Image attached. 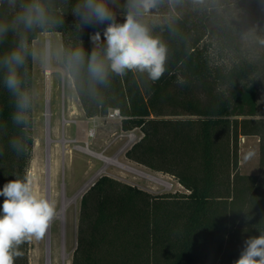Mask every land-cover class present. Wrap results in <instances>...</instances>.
Masks as SVG:
<instances>
[{
  "label": "trees",
  "instance_id": "16d2710c",
  "mask_svg": "<svg viewBox=\"0 0 264 264\" xmlns=\"http://www.w3.org/2000/svg\"><path fill=\"white\" fill-rule=\"evenodd\" d=\"M57 14L64 18L56 32L65 46L82 45L90 52L91 36L106 27L78 30L71 2ZM207 14L187 13L148 26L167 49L158 81L128 72L113 74L99 98L76 90L87 117L119 109L123 130L143 132L126 155L172 174L186 190L153 195L102 175L82 196L72 264H227L225 257L232 258L233 246L245 234L264 230V177L260 182L258 175L230 178L237 168L231 134L239 117L258 114L260 67L244 60L226 69L215 64L206 38L213 33ZM220 40L225 46L234 36L226 31ZM29 74L33 87L31 62ZM196 84L210 89L202 96L190 94ZM13 111L12 98L0 84V189L28 175L35 144L33 111L27 125L14 124ZM182 115L189 117L169 118ZM13 139L22 142L21 150L13 148ZM3 200L0 196V206ZM27 246H20L23 255L15 263L26 261Z\"/></svg>",
  "mask_w": 264,
  "mask_h": 264
},
{
  "label": "rangeland",
  "instance_id": "374dc122",
  "mask_svg": "<svg viewBox=\"0 0 264 264\" xmlns=\"http://www.w3.org/2000/svg\"><path fill=\"white\" fill-rule=\"evenodd\" d=\"M60 2L57 0L58 5ZM108 6L116 19L123 22L128 10L127 0H108ZM202 12L209 13L207 15L212 18L208 20V28L213 33L206 38L211 42L209 53L215 64L226 69L244 60L255 62L260 67L258 114L239 117L230 142L237 161L231 180L239 174L258 175L257 181L260 182L264 177V168L261 166V159L264 158V128L260 127L264 116V0H161L157 8L141 19L148 26H155L187 13L199 18ZM226 31L232 33L234 42L224 46L220 39ZM50 38L62 44L60 32L51 34ZM51 67L53 72L48 76V83L45 75L48 69L38 62L33 63V87L38 96L32 108L35 144L28 175L39 192L56 202L57 215L41 240L28 242L26 261H16L15 264H48L49 259L51 264H72L77 246L82 196L102 175L136 185L153 195L186 190L172 174L152 169L128 157L126 152L141 140L143 132L134 129L126 131L133 134L132 137H120L123 129L119 118H109L107 114L87 117L76 89L62 67L58 64ZM47 83L51 91L50 129L46 126L45 117ZM191 89L190 94L202 96L210 88L204 89L196 84ZM177 117L189 116H169ZM122 164L146 172L157 180L128 170ZM246 239L245 234V238L233 246L232 258L228 260L225 257V263L234 264Z\"/></svg>",
  "mask_w": 264,
  "mask_h": 264
},
{
  "label": "clouds",
  "instance_id": "9594fccd",
  "mask_svg": "<svg viewBox=\"0 0 264 264\" xmlns=\"http://www.w3.org/2000/svg\"><path fill=\"white\" fill-rule=\"evenodd\" d=\"M70 0H0V84L12 98L14 124L27 125L29 112L38 96L30 86L29 64L43 67L58 64L77 91L99 98L101 88L110 84L113 74L147 73L158 81L165 72L166 45L151 34L141 19L157 8L161 0H127V12L119 22L108 0H71V14L76 27L106 24L102 34L91 36L93 47L65 46L50 36L64 24L61 8ZM199 2V0H197ZM17 151L22 142L13 139ZM4 197L0 206V264H15L23 255L20 246L41 240L57 215V204L36 188L25 175L12 179L0 189ZM250 236L234 264H264V230Z\"/></svg>",
  "mask_w": 264,
  "mask_h": 264
},
{
  "label": "bare ground",
  "instance_id": "6f19581e",
  "mask_svg": "<svg viewBox=\"0 0 264 264\" xmlns=\"http://www.w3.org/2000/svg\"><path fill=\"white\" fill-rule=\"evenodd\" d=\"M52 67H46V69H48L47 70V72L45 73V75L47 76V82L49 81L48 79V76H49V74L51 73V71H52V69H51ZM53 72V71H52ZM52 74V73H51ZM49 83V82H48ZM47 83V85H46V92H45V102H46V112H45V117H46V126H47V128L48 129H50V127H51V117H52V114H51V105H50V102H51V91H50V84H48ZM49 143H51V139H49ZM89 150V149H88ZM47 152H50V150H48ZM88 152H90V150L88 151ZM47 154H49V153H47ZM122 167H124V168H126V169H128V170H131V171H134V172H137V173H139V174H142V175H144L145 177H147V178H150V179H155V180H157L155 177H153L152 175H150V174H147L146 172H143V171H141V170H138V169H136V168H133V167H131V166H129V165H126V164H122L121 165ZM48 264H51V260L49 259V261H48Z\"/></svg>",
  "mask_w": 264,
  "mask_h": 264
},
{
  "label": "built area",
  "instance_id": "2783aa9c",
  "mask_svg": "<svg viewBox=\"0 0 264 264\" xmlns=\"http://www.w3.org/2000/svg\"><path fill=\"white\" fill-rule=\"evenodd\" d=\"M106 117H109V118H119L120 120L123 119V116L121 115L120 113V110L119 109H111L108 114L106 115ZM120 137L122 136H129V137H132L133 134H128L126 131L122 130L121 134L119 135Z\"/></svg>",
  "mask_w": 264,
  "mask_h": 264
},
{
  "label": "crops",
  "instance_id": "0c3cea01",
  "mask_svg": "<svg viewBox=\"0 0 264 264\" xmlns=\"http://www.w3.org/2000/svg\"><path fill=\"white\" fill-rule=\"evenodd\" d=\"M53 66V65H52Z\"/></svg>",
  "mask_w": 264,
  "mask_h": 264
}]
</instances>
